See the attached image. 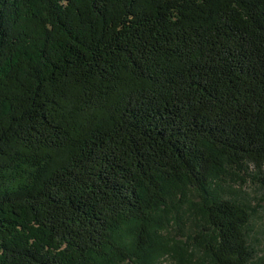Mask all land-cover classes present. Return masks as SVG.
<instances>
[{
	"label": "trees",
	"instance_id": "16d2710c",
	"mask_svg": "<svg viewBox=\"0 0 264 264\" xmlns=\"http://www.w3.org/2000/svg\"><path fill=\"white\" fill-rule=\"evenodd\" d=\"M226 165L264 173V0H0V264L130 260L184 186L248 264Z\"/></svg>",
	"mask_w": 264,
	"mask_h": 264
},
{
	"label": "rangeland",
	"instance_id": "374dc122",
	"mask_svg": "<svg viewBox=\"0 0 264 264\" xmlns=\"http://www.w3.org/2000/svg\"><path fill=\"white\" fill-rule=\"evenodd\" d=\"M217 193L224 198L243 203L250 211L245 226L251 258L248 264H264V173L250 167L239 172L226 165L225 171L215 179ZM203 201L198 191L184 186L170 193V199L156 216L146 244L138 249L136 227L127 225L119 234L130 260L114 255L99 259V264H214L206 244L215 238L208 229Z\"/></svg>",
	"mask_w": 264,
	"mask_h": 264
}]
</instances>
